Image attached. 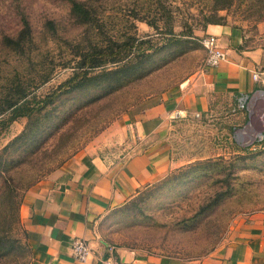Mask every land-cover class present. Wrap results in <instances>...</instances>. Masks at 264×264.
Masks as SVG:
<instances>
[{
    "label": "rangeland",
    "instance_id": "rangeland-1",
    "mask_svg": "<svg viewBox=\"0 0 264 264\" xmlns=\"http://www.w3.org/2000/svg\"><path fill=\"white\" fill-rule=\"evenodd\" d=\"M78 1L94 7L97 26L78 24L69 0H0V153L29 123L25 117L1 124L10 115L1 114L7 100L19 91L31 92L36 102L51 99L36 113V139L13 153V164L0 178V264L31 263L19 216L30 187L75 156L118 151L121 146H105L104 133L111 126L163 103L206 71L200 39L209 23L230 27L239 52L261 56L264 71V0ZM23 14L31 38L15 50L7 39L19 36ZM143 18L157 22L160 30ZM130 37L144 41L148 51L130 68L82 90L59 89L72 76L74 53L97 43L106 46L111 39L125 44ZM257 84V90H264V78ZM250 111L254 127L242 123L241 113L232 109L178 123L171 142L175 160L183 166L111 209L98 224L101 238L111 246L194 260L228 243L237 224L249 216L264 214V140L256 139L264 128V111L253 106ZM195 164L200 165L189 168ZM218 193L223 198L210 207Z\"/></svg>",
    "mask_w": 264,
    "mask_h": 264
},
{
    "label": "crops",
    "instance_id": "crops-1",
    "mask_svg": "<svg viewBox=\"0 0 264 264\" xmlns=\"http://www.w3.org/2000/svg\"><path fill=\"white\" fill-rule=\"evenodd\" d=\"M202 34L218 37L228 54L227 61L190 78L163 103L135 119H121L111 126L104 133L108 141L105 146H121L118 151L104 155L89 151L75 156L27 190L20 216L31 251L30 264H100L110 255V247H114L119 264L264 263L263 213L237 224L228 243L194 260L111 246L97 230L111 209L121 207L183 166L176 162L171 142L178 123L233 110L241 94L264 91L257 90L253 80V74L263 70L261 56L239 52L236 34L230 27L209 25ZM239 113L242 123L251 121L249 111L247 116L246 111ZM262 119L264 122V116ZM78 239L86 240L92 249L86 263L73 256V243Z\"/></svg>",
    "mask_w": 264,
    "mask_h": 264
},
{
    "label": "trees",
    "instance_id": "trees-1",
    "mask_svg": "<svg viewBox=\"0 0 264 264\" xmlns=\"http://www.w3.org/2000/svg\"><path fill=\"white\" fill-rule=\"evenodd\" d=\"M159 1L161 3L162 0ZM69 3L71 7V15L76 22H78V24L93 27L99 24L100 17L95 12L94 7L90 6L89 3L78 0H69ZM21 20L23 29L17 39H7L8 45L15 50L23 49L24 43L31 38V24L28 17L23 14ZM141 20H145L156 30H160L161 28L157 22L153 23L151 21H147V18H143ZM209 24L220 25L219 23ZM170 32V34H174L172 29ZM189 36H193L192 31L189 33ZM118 44L119 43H116L111 39L109 44L106 46H101L97 43L96 45L86 47L80 52L74 53V59L72 61L75 62V65L72 67V76L60 85L59 89L71 92L82 90L87 86L96 84V82L104 83L105 78L111 75H118L122 70H126L128 67L130 68L132 64H134L135 60L144 57L146 52H148L145 51L146 49H143L146 43L144 41L137 43V40L133 37H130L125 44ZM141 49L144 51L135 56ZM123 62H125V64H122ZM107 65L115 66L107 68ZM120 65L122 66L117 68ZM49 79V77H46L44 79V83H47ZM31 95V92L27 93L26 91H19L12 99H8L2 108V115L7 113L10 114L6 122H1L3 126L7 125V123H14L19 118L25 117L29 119V123L26 129L0 153V178H2L3 174H5L10 165L13 164V153L26 143L36 139L40 127L37 129L33 128L34 119L37 117L39 112H43V110L50 104V98H45L41 102H36V97ZM199 165L200 164L190 165L191 167L189 168H195ZM228 186L231 188L232 185L230 182H228ZM15 198H17L16 195L15 197H11L12 200ZM222 198V195L218 193L215 198L212 199L210 207H212L213 204L216 205V203H218ZM22 201L23 199L21 200L20 205H22Z\"/></svg>",
    "mask_w": 264,
    "mask_h": 264
},
{
    "label": "built area",
    "instance_id": "built-area-1",
    "mask_svg": "<svg viewBox=\"0 0 264 264\" xmlns=\"http://www.w3.org/2000/svg\"><path fill=\"white\" fill-rule=\"evenodd\" d=\"M201 45L203 46L204 50L207 53L206 59V71L209 69H214L219 67L222 63L227 61L228 54L220 46L219 39L215 35H206L201 38L200 40ZM264 78V71H256L253 74V80L258 83L263 81ZM250 106L259 112V108H262L264 111V91H258L254 94L243 93L237 99V105L235 109H233L234 113L243 112V111H250ZM250 113H252L250 111ZM249 126L254 127V123L249 121ZM257 140L258 142H262L264 140V128L257 132ZM114 247L109 248L110 255L108 258L102 260L100 264H119L114 258ZM73 256L80 262L86 263L92 254V249L88 242L83 239H78L73 243L72 247Z\"/></svg>",
    "mask_w": 264,
    "mask_h": 264
},
{
    "label": "bare ground",
    "instance_id": "bare-ground-1",
    "mask_svg": "<svg viewBox=\"0 0 264 264\" xmlns=\"http://www.w3.org/2000/svg\"><path fill=\"white\" fill-rule=\"evenodd\" d=\"M243 134H241V136H242Z\"/></svg>",
    "mask_w": 264,
    "mask_h": 264
}]
</instances>
